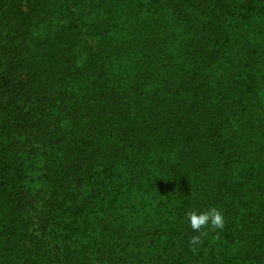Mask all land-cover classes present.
Masks as SVG:
<instances>
[{"label":"trees","instance_id":"obj_1","mask_svg":"<svg viewBox=\"0 0 264 264\" xmlns=\"http://www.w3.org/2000/svg\"><path fill=\"white\" fill-rule=\"evenodd\" d=\"M0 264H264V0H0Z\"/></svg>","mask_w":264,"mask_h":264},{"label":"clouds","instance_id":"obj_2","mask_svg":"<svg viewBox=\"0 0 264 264\" xmlns=\"http://www.w3.org/2000/svg\"><path fill=\"white\" fill-rule=\"evenodd\" d=\"M187 217L190 220L191 228L198 233V235L191 237L189 241L191 245L201 244L202 237L208 234L207 230H222L225 226L224 214L216 207H212L202 213H197L195 210L189 211Z\"/></svg>","mask_w":264,"mask_h":264}]
</instances>
